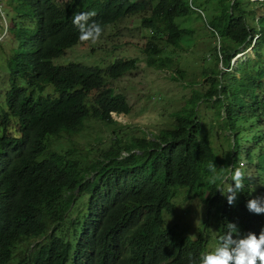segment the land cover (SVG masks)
Listing matches in <instances>:
<instances>
[{"label": "trees", "instance_id": "trees-1", "mask_svg": "<svg viewBox=\"0 0 264 264\" xmlns=\"http://www.w3.org/2000/svg\"><path fill=\"white\" fill-rule=\"evenodd\" d=\"M243 1L223 0V10H213L209 28L216 40L203 49L204 66L208 55L212 67L204 68V85L194 88L188 106L173 114L172 128L140 129L127 138L115 129L109 146L82 156L52 143L81 134L89 121L111 126L118 124L111 113L129 115L125 93L108 85L138 69L139 61L120 58L106 68L54 66V59L80 41L73 16L95 11L92 19L103 34L142 14V28L152 33L144 49L147 65L162 70L173 61L167 50L196 34L185 25L196 12L194 0H0L9 33L0 43V67L6 65L10 83L0 91V264H198L209 251L205 223L195 236L188 224L161 230L163 221L189 214L182 205L201 200L211 220L233 212L254 221L256 213L246 204L264 194V2L245 0L247 7ZM252 43L254 57L231 68L233 57ZM177 70L179 78L187 75ZM197 83L202 81L189 84ZM46 85L56 88V97L37 95ZM202 104L216 110L220 132L229 131V152L212 146ZM252 141L260 147L258 156L256 147H245ZM252 161L259 186L250 184L254 177L246 178L229 205L219 190L226 191L229 182L209 184L208 165L228 175ZM153 204L152 220H143ZM228 224L244 228L225 217L224 228ZM156 235L177 249L170 261L168 251L155 250Z\"/></svg>", "mask_w": 264, "mask_h": 264}, {"label": "rangeland", "instance_id": "rangeland-1", "mask_svg": "<svg viewBox=\"0 0 264 264\" xmlns=\"http://www.w3.org/2000/svg\"><path fill=\"white\" fill-rule=\"evenodd\" d=\"M251 1L254 2V0ZM243 2L244 6H249L245 0ZM194 6L196 12L191 16L193 20L188 21L185 25H188L190 29L194 28L196 34L194 37H188L180 48H169L167 50L168 56L174 61L171 62L168 68L158 70L147 65V55L144 49L150 42L152 33L148 29L142 28V14L127 17L118 24L108 27L95 45L90 42H80L55 59L54 64L56 66L76 63L86 67L98 66L100 68H106L120 58H134L138 59L139 62L138 69L125 75L121 80L108 85L113 87L116 92L125 93L132 107L129 116L112 114L113 119L118 124L111 126L101 121H89L81 134L71 137L64 135L54 141L52 146L56 148V145L59 144V150L75 149L77 155L83 156L89 150L109 146L112 138L111 133L115 129L119 130L120 137L127 138L131 135H138L140 129L157 132L164 128H172L175 119L173 114L188 106L187 103L193 95L194 88H202L204 85L206 79L202 74L204 68L212 67L211 56L208 55H206L207 64L204 66L203 56L205 53L203 49L206 46H212L216 40L212 37L209 24L213 16V10L220 13L224 4L223 0H194ZM179 23L183 25L182 20H179ZM8 37L7 18L4 15L0 17V40L5 41ZM160 46L165 48L164 44H160ZM248 53L250 54H242L238 58L236 57L232 63V68L234 69L237 63H243L249 57H254L253 52L248 51ZM176 60L178 67L176 66ZM219 68L224 69L221 63H219ZM177 69L184 70L187 75L179 78L177 74H174L178 71ZM172 75L177 76L178 79H172ZM197 80L202 81V84H189ZM3 82L5 80L0 71V84ZM47 93L56 95V88L48 85ZM94 93L93 91L91 94ZM200 109L204 120L208 124L206 134H209L212 146L229 152V143L233 139L228 141L224 137V134L229 135V131L224 132V134L220 132V128L217 126L218 120L215 116L216 110L204 104L200 105ZM211 124L215 126L212 130H210ZM245 147L246 149L256 147L255 156H258L261 152L259 151V145L254 144L253 141L246 143ZM218 154L221 156V152H218ZM246 154L248 155V151ZM255 164L256 162L253 164L246 163L243 171L246 172L247 176H251L250 178L254 177V185L257 186L256 183L259 182V179L254 175L252 176L255 173ZM184 209L198 215L196 222L199 224L206 214V209L198 200L188 202L185 204ZM194 233L195 231H192V234Z\"/></svg>", "mask_w": 264, "mask_h": 264}, {"label": "clouds", "instance_id": "clouds-1", "mask_svg": "<svg viewBox=\"0 0 264 264\" xmlns=\"http://www.w3.org/2000/svg\"><path fill=\"white\" fill-rule=\"evenodd\" d=\"M67 2L72 3V0H67ZM95 15H96L95 11H87V12L82 11L76 13L73 16L72 24L76 27V29L79 32L80 41L78 43L90 42L92 45H95L101 38L103 29L98 23H96L92 19L93 17H95ZM255 40L256 37L253 39V43L255 42ZM1 41L2 40H0V43ZM253 43L251 45H248V47H245L239 54L233 57L231 62V68H232V63L236 57L238 58L242 54H250L248 53V51L253 52L252 50ZM54 60H53V64H54ZM1 66L2 67H0V71L3 75L5 82L0 84V91L4 92L9 89L10 83L8 82L7 74L4 71L6 65L4 66L1 64ZM54 66L56 65L54 64ZM47 86L48 85H46V88L43 92H37V95L39 96L50 95L56 97L57 93L56 95L47 93ZM23 94L27 97L29 96V94L26 93ZM112 114L129 116L131 113L129 115L111 113V116ZM262 124L264 126V119L262 120ZM255 132L257 133V135H259L260 128H255ZM57 148H59V144L56 145V149ZM123 153L126 154V152ZM254 162L255 161H252L250 162V164H253ZM208 169L212 173V176L208 180L209 184H215L217 181L224 184L229 182L226 191H222L221 189L219 190L221 192V195L226 196L228 204L232 205L236 199L237 193L244 190L245 187L244 181L246 178L249 177L246 175V172L243 171V166L236 167L234 170L230 171L228 175H221L216 173V166L214 165V163H210L208 165ZM254 172H255V167H254ZM253 175H255V173L252 174V176ZM249 182L255 187L259 186L258 182L256 183L257 186L254 185L255 184L254 181L249 180ZM78 193L79 191L76 192V194ZM261 196L262 197L249 199L246 204V207L250 212L256 213L254 216V221L242 220L233 212H225V213H221V215L216 216L212 220L208 218L205 214V217L201 219V222L199 224L198 222H196L198 215L190 211L189 214H187V212H183L182 214L181 212L182 215L178 214V216L175 218V221H170V220L163 221L161 225V230L165 232L169 227L175 224H182V225L188 224L191 227L189 229V234L193 235L192 231H195L196 233L197 230H200L201 224L205 223L206 224L205 237L206 240L210 241L208 245L209 251H206L203 254H201L198 260V264H264V217L262 214L264 213V197H263L264 195ZM84 199H87L85 194H84ZM198 201L201 204V200ZM155 205L156 204H153L149 207L145 206L146 208L142 215L143 220H148V221L152 220L153 215L151 214V212ZM184 206L185 205H182L181 208L184 209ZM128 210L129 209L127 208L123 212L126 213ZM128 213L129 211L124 216V218L127 219ZM225 217L233 218L235 221L240 223L244 228L237 230L236 224H228V226H225L224 228L223 224L225 221ZM195 233L193 236H195ZM158 236L159 235H156L153 238L154 239L152 241L153 246L155 250L160 254L164 255V252L168 251L167 256H169L168 261H170L173 257L172 251L177 249L169 245L163 239L158 238Z\"/></svg>", "mask_w": 264, "mask_h": 264}]
</instances>
